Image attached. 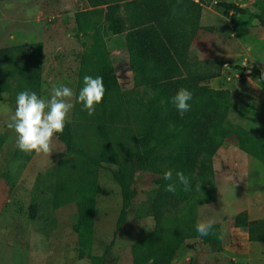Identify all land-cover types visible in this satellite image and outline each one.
I'll list each match as a JSON object with an SVG mask.
<instances>
[{
	"label": "rangeland",
	"instance_id": "1",
	"mask_svg": "<svg viewBox=\"0 0 264 264\" xmlns=\"http://www.w3.org/2000/svg\"><path fill=\"white\" fill-rule=\"evenodd\" d=\"M223 1L248 13L226 12L215 0H204L193 10L180 12L195 22L189 26L191 21H187L185 25L186 29L191 27L186 55L189 68L197 73H217L208 83L231 91L229 116L219 130L223 143L213 156L215 185L220 194L213 205L218 208L209 210L208 204L198 207L200 221L215 220L219 233L211 242L185 240L173 251L174 243L169 241L172 228L177 230L175 222L144 216L150 190L157 186L160 175L144 164L143 155L131 140L145 119L149 101L159 97L158 93L136 86L118 37L106 36L96 44L92 31L84 36L77 31L75 13L89 8L86 0H0V47L42 43L40 97L49 99L52 89L60 85L78 95L85 75L95 78L100 66L113 69L119 87L113 93L112 107L89 116L81 103H75L67 123L87 140L95 135L96 127H103L123 159L117 165L69 153L58 136L56 152L50 158L21 152L16 147L14 130L7 128L8 116L15 111L16 95L24 90L23 83L13 80L11 91L0 92V133L6 137L0 150V264H90L89 256L103 253L112 240L109 253L115 264H132L131 245L153 227L163 228L166 233L168 251L173 252L172 264H264L260 258L264 242L251 243L253 254L249 258L245 229L236 228L230 216H223L222 208L227 205L226 214L233 215L241 201L236 183L230 180L232 164L227 162L230 157L243 155L240 141L255 149L259 157L244 164V178L239 176L244 193L259 190L256 187L264 184V91L259 79L247 71L257 66L264 73V28L254 17L257 13L264 18V0ZM128 14L121 9L124 18ZM98 46L104 47L100 53ZM71 166L93 171L100 187L88 247H80L73 230L74 205L64 203L65 198L57 200ZM40 175L43 178L37 180ZM122 181L129 186L131 198L123 225L114 236L122 207Z\"/></svg>",
	"mask_w": 264,
	"mask_h": 264
},
{
	"label": "trees",
	"instance_id": "2",
	"mask_svg": "<svg viewBox=\"0 0 264 264\" xmlns=\"http://www.w3.org/2000/svg\"><path fill=\"white\" fill-rule=\"evenodd\" d=\"M86 1L89 8L75 13L77 31L83 36L92 31L96 44L106 36L118 37L119 46L127 56L128 67L135 76L136 86L150 88L159 95L149 101L142 125L131 136L137 151L143 155L144 164L160 175L157 186L150 190L151 196L144 208V216L155 221L163 219L168 223L171 220L175 222L177 230L172 228V239L169 241L174 243L173 251L188 239L213 241V235L219 233L215 226L207 236H200L196 231V224L200 222L198 207L217 199L213 156L223 143L219 130L224 127L229 116L231 91L212 87L208 83L217 73H197L189 68L186 55L191 27L186 29L185 25L187 21H191L189 26L195 22L180 15V12L193 10L204 0H183L180 5L177 0ZM215 4L226 12L248 13L246 9L227 1L215 0ZM122 8L129 11L127 19L121 15ZM254 17L264 28L263 16L254 13ZM97 48L99 53L104 50L101 46ZM98 57L100 59V54ZM41 58V42L0 47V92L11 91V82L14 80L23 83L24 90L34 91L39 96ZM247 71L249 76L259 79L264 91L263 71L257 66L249 67ZM96 76L103 77L106 89L102 103L97 105L95 111L100 114L112 107L113 93L118 91L119 83L111 68L100 66ZM180 88L192 93L189 102L191 110L183 117L178 115L172 103V97ZM83 127L86 129L88 125ZM57 136L69 153L93 161L122 164V157L103 127H96L95 135L87 140L67 123L64 132ZM5 140V135L0 133V150ZM89 142L91 145H87ZM238 146L259 159L255 149L245 146L241 141ZM167 170L172 171V180L163 179ZM178 171L190 178V191L185 192L176 180ZM42 178L43 175H40L37 180ZM95 179L93 171L71 166L68 180L57 197L58 201L62 202L65 198L64 203L74 205L76 220L72 226L78 235L80 247H88L92 242L95 199L100 192ZM169 183L176 184L175 193L165 191ZM121 198L122 207L116 220L114 236L123 225L131 198V190L123 181ZM233 225L244 228L249 241L264 242V218L249 219L247 211L242 210L233 218ZM165 237L163 228L153 227L134 242L130 247L132 264H149L150 260L154 264H172L173 252L168 251ZM112 244L113 240L101 254H91L90 264H115L109 253Z\"/></svg>",
	"mask_w": 264,
	"mask_h": 264
},
{
	"label": "clouds",
	"instance_id": "3",
	"mask_svg": "<svg viewBox=\"0 0 264 264\" xmlns=\"http://www.w3.org/2000/svg\"><path fill=\"white\" fill-rule=\"evenodd\" d=\"M182 3L183 0H177L178 5ZM105 92L103 77L94 78L90 75L84 76L83 87L78 95L72 88L64 85L54 87L49 99L38 96L34 91H20L15 98V111L8 116L7 123V128L14 130L16 134V147L25 154L35 153L50 158L56 152L57 134L64 132L75 103H81L83 110L92 116L97 105L102 103ZM191 100L192 93L185 88H180L172 97V103L179 116L183 117L191 110ZM175 175L183 190L190 191V178L181 171ZM163 179L172 180V171H165ZM165 191L175 193L176 184H167ZM215 223L213 219L200 221L196 224V231L200 236H207L211 234ZM149 264H154V261L150 260Z\"/></svg>",
	"mask_w": 264,
	"mask_h": 264
},
{
	"label": "crops",
	"instance_id": "4",
	"mask_svg": "<svg viewBox=\"0 0 264 264\" xmlns=\"http://www.w3.org/2000/svg\"><path fill=\"white\" fill-rule=\"evenodd\" d=\"M240 149V148H239ZM219 150V149H218ZM240 152H243V155H239L236 156L234 158L227 159L228 163L232 164V168L229 170L230 173L232 174V178L230 179L231 181H234L237 186V188L239 189V194L241 197V201L240 204H238L239 206H236L235 208V212L233 215H228L226 214L227 212V205H224L223 208V216H230V220L231 222H233V218L235 217V215L237 213H239L242 210H246L248 213V217L249 219H260V218H264V184H262L260 187H256L259 190H252V193L249 194H245V187L241 186L240 182H241V177L239 178V176L245 175V170L246 167H244V164L246 163V161H249L251 159H256L258 160L256 157L248 154L247 152L243 151L240 149ZM234 182L232 184H234ZM217 189V188H216ZM218 191V190H217ZM220 198V194L219 192H217V199L214 202L208 203V205H210V207H207L209 210H215L218 208L216 205H213L215 202H218ZM222 214V213H221ZM219 217V215H218ZM237 228V227H236ZM247 235V233H246ZM252 241L247 242V246L249 247L247 249V254L248 257H250V255H252V251L250 250V245H251ZM263 243V242H260ZM241 259H243V257H240ZM260 258L264 259V252L260 253Z\"/></svg>",
	"mask_w": 264,
	"mask_h": 264
}]
</instances>
